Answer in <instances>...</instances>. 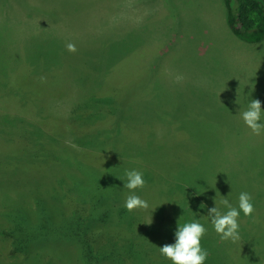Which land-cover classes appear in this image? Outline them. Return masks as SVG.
<instances>
[{
    "label": "rangeland",
    "instance_id": "obj_1",
    "mask_svg": "<svg viewBox=\"0 0 264 264\" xmlns=\"http://www.w3.org/2000/svg\"><path fill=\"white\" fill-rule=\"evenodd\" d=\"M260 2L264 6V0ZM43 9L47 19L36 15L12 21L0 15V94L16 89L18 101L35 104L49 92L58 102L62 97L70 105L78 101L110 103L113 100L103 97V92L126 91L122 119L139 123L132 124V130L124 135L120 125L101 128L105 130L103 138L90 143L89 148L106 154L110 147L111 159L100 155L92 158V163L78 160L82 163H77L80 171L75 174L90 186L80 189L82 200L89 202L97 221L129 223L137 212L143 234L159 231L166 220L167 205L157 207L154 199H169L183 177L197 189L231 201L245 192L250 180L235 174L230 164L237 161L246 170L251 162L260 164L263 159L264 130L259 136L253 135L241 113L251 100L258 99L264 123V18L247 35L254 41H247L231 33L224 0H48ZM68 43L75 45L74 53L67 50ZM15 61H22L23 67L13 79L15 84L7 86L12 78L7 66ZM177 75L183 76L179 83L175 81ZM114 129L115 146L108 142ZM39 131L44 130L40 127ZM238 131L242 133L239 139L235 136ZM4 138L8 140L9 135ZM14 146L25 149L19 140ZM60 153L72 166V152L60 149ZM128 156L137 159L132 161ZM88 169L95 176L91 177ZM130 170L143 173L145 185L135 194L148 202L147 210L129 212L124 207L130 194L124 188L125 173ZM38 173L39 179L48 184V172ZM261 176L254 203L256 213L264 219V170ZM36 199L50 206L52 220H60L43 190H15L0 193V227L12 226L11 220L2 215V205L10 206L14 201L26 204L31 218L38 220L40 206ZM171 211L167 209V215ZM77 217L73 215L70 220V232L56 230L40 236L42 240L23 234L22 249L43 251L47 257L66 252L68 261L85 263L89 251L80 238ZM238 218L245 222L248 217L241 211ZM205 229L209 234L214 231ZM259 246L264 252V246ZM227 248L225 245L224 253ZM207 252L205 261L221 262L219 252L212 247ZM227 253L231 264H252L251 255L238 245ZM142 256V263L147 262V254L143 252ZM256 256L264 261V255ZM3 257L0 264L15 261L5 254Z\"/></svg>",
    "mask_w": 264,
    "mask_h": 264
},
{
    "label": "trees",
    "instance_id": "obj_2",
    "mask_svg": "<svg viewBox=\"0 0 264 264\" xmlns=\"http://www.w3.org/2000/svg\"><path fill=\"white\" fill-rule=\"evenodd\" d=\"M47 1L0 0V15L5 20L12 21H18L21 17L31 18L36 15L47 19V12L43 9ZM224 2L227 10V24L231 33L241 40L254 41V37H251L250 40L247 35L257 28L264 18V6L260 0H224ZM20 64L22 61H15L9 65V68L7 66L12 74V78H9L6 83L7 86L15 84L16 81L13 79L23 67ZM31 66L36 70L33 64ZM125 92L120 91L118 94L103 92V97L113 100L110 103H80L78 101V103H71L70 105L69 102L66 104L67 99L62 97L58 102V99L52 98L53 93L49 92L43 93L40 100L35 104L18 101L19 94L16 89L9 88L8 93H5L6 95L0 94V193L10 194L15 190L24 192L43 190L47 199L55 206L58 219H60L52 220L50 206L42 200H35L36 204L40 206L38 220L31 218L26 204L22 205L17 201L10 203V206L3 204L2 207L5 209L2 215L11 220L12 226L8 229L0 227L1 257L5 254L8 260H15L11 264H19L21 260L23 261L21 264L76 263L67 260L66 252L63 255L56 254V257H47L43 251L32 253V250L30 252L22 249V239H24L23 234L25 233L38 239L40 236L46 237L48 234L55 233L56 230L61 231L63 229L70 232L69 224L73 215L78 216L77 223L80 220V224L78 223L80 225L79 235L86 243L89 251V255L85 256V259L88 260L83 264H172L171 260L160 254L159 248L165 244L175 243L174 233L178 224L199 222L204 227H211L214 230L208 216V209L216 205L221 213H226L228 209L221 204L223 197L221 195L216 197L209 190L203 188L197 189L188 181L187 177L179 179L181 183L177 185L178 190L168 197L169 199L163 196L162 198L155 197L154 204L156 206L165 204L168 210L173 209V211L167 215V209L165 210L164 217L166 220L164 224L159 231H156L157 233L149 234L150 237L148 233L143 234L139 230L141 215L137 212L133 214L129 223L108 224L105 221L101 223L102 219L97 221L94 217V210L91 209L89 202L82 200L80 189L88 190L90 186L84 185L81 177L75 174V171L80 169L77 163L79 165L82 163L80 161L92 163V158L101 157L100 155H106L110 158V147L106 154L89 148L90 143L103 138L102 133L105 130L101 128L120 125V129L123 128L124 130L122 132L124 135L128 130H132L134 126L132 124H139L122 119L123 111L127 107L124 97L128 96V93L125 95ZM96 97L99 95L97 94ZM84 100L88 101V98H84ZM108 123L112 124L107 125ZM95 124L98 126L94 130H88ZM38 126L44 131H39ZM116 132L115 129L109 132L112 134L109 136L108 142L111 141L110 143H113L114 146L116 144L114 133ZM4 135H9L8 140H5ZM239 135L242 136V133L236 132L235 136L238 139ZM16 140L24 144L25 149H15ZM60 149L72 152L71 156H74L75 162L72 161V166L66 164L67 160L64 158V154H59ZM262 155V163L255 162L253 164L251 162L246 170L241 168L242 166L237 161L230 164L235 174L252 181H248L245 192L251 195L254 209H256L254 200L259 193L256 184L261 179L264 170V154ZM128 157L132 161L137 159L135 156ZM39 170L48 172V176L51 177L48 184L39 179ZM90 174L91 177L95 176L92 171ZM250 188H252L251 192ZM166 190L168 191V189ZM95 191L98 192L99 189L96 188ZM239 196L236 201L228 200L233 207L238 208ZM201 204L205 207H201ZM122 210L125 209L122 208ZM177 210H180L181 213L178 214ZM238 223L241 238L236 243L230 240L228 242L222 241L220 236L214 232L215 230L211 234L205 232L200 242L202 249L207 250L208 248L207 251L210 252L212 247L214 252L221 254L219 257L221 262L212 259V261H205L204 264H231L232 258L227 252L233 245L242 247L246 255H251L249 259H252V264H256L255 259L259 261V264H264V261L259 260L262 258L256 256V254L264 255L259 246L261 244L264 246V230L258 227H264L263 217L254 210L245 222L239 221L238 218ZM44 237H40V239L42 240ZM257 241H261V243H257ZM27 243L24 242L25 245ZM225 245L228 246L226 253H224ZM143 252L147 254L148 260L142 263Z\"/></svg>",
    "mask_w": 264,
    "mask_h": 264
},
{
    "label": "clouds",
    "instance_id": "obj_3",
    "mask_svg": "<svg viewBox=\"0 0 264 264\" xmlns=\"http://www.w3.org/2000/svg\"><path fill=\"white\" fill-rule=\"evenodd\" d=\"M66 47L70 52L74 53L76 51L73 43H68ZM182 80V75L175 77L177 83ZM261 113V101L258 99L251 100L247 109L241 113L245 125L256 136H259L262 130H264V123H261ZM125 176L126 183H124V188L128 189L130 194L126 197L124 207L129 212L136 209L147 210L149 208L148 202L135 194L136 189L143 188L145 185L143 173L138 170H130L126 171ZM251 201V195L247 192H242L239 196L238 208L233 207L228 199L225 198L221 201V204L228 209L226 213H221L216 205L208 209L211 224L222 241L230 240L236 243L240 240L238 217L241 211L246 217L252 215L255 209ZM201 207H205V205L201 204ZM151 223L152 219L148 224ZM205 232V227L199 222L178 224L177 230L174 233L175 243L165 244L160 247V254L171 260L172 264H204L209 255L207 250L202 249L200 243Z\"/></svg>",
    "mask_w": 264,
    "mask_h": 264
}]
</instances>
